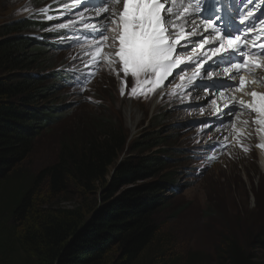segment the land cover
<instances>
[{
  "label": "trees",
  "instance_id": "obj_1",
  "mask_svg": "<svg viewBox=\"0 0 264 264\" xmlns=\"http://www.w3.org/2000/svg\"><path fill=\"white\" fill-rule=\"evenodd\" d=\"M44 20L0 26V264H164L168 250L150 248L179 191L168 135L133 138L122 121L99 118L83 134L67 130L53 162L29 166L65 123L55 96L74 81L53 59L62 32ZM251 241L258 253L229 237L216 264H264V230Z\"/></svg>",
  "mask_w": 264,
  "mask_h": 264
},
{
  "label": "rangeland",
  "instance_id": "obj_2",
  "mask_svg": "<svg viewBox=\"0 0 264 264\" xmlns=\"http://www.w3.org/2000/svg\"><path fill=\"white\" fill-rule=\"evenodd\" d=\"M30 1L0 0V26L34 15L44 18L45 13L51 12L55 16L45 17L43 23L48 25L49 31H57L64 24L78 22V16H81V29L86 38H82V42H70L60 56L56 54L53 59H57L58 69L70 72L89 65L98 66L97 79L87 85L86 90L66 84L56 93V103L68 109L61 119L65 126L51 130L49 134L52 136L44 138L45 141L36 147L28 159L32 171L55 160L67 130L83 134V131L90 130L92 120L122 121L133 138L146 131L160 132L171 139L181 178L179 191L166 214L162 215L160 232L150 249L168 250L164 264H216L219 250L225 249L229 237H234L243 247L248 243L249 250L258 253L253 241L249 243V240L264 230V167L259 159L261 152L254 148V141L249 143L251 160L239 164L232 158L234 143L227 132L235 133V137L242 140L248 133L241 132L237 121L239 111L243 113L242 108L229 114L216 112L211 95L223 92V89L219 90L223 84L211 80L216 77L213 73L224 74L225 71L207 69L205 77H200L196 70L198 61L192 58L193 45L178 46L176 53L185 62L156 85V91L152 85L142 84L133 95L135 79L130 75L125 77L118 62L110 63L105 58V55L111 56L116 61L112 54L118 48V43H114L113 36L108 33L107 23L82 7L80 12L69 9L70 18L61 19L58 10L73 0L57 3L54 0ZM258 2V7L262 5L264 11V0ZM102 34L109 39H100ZM68 42L66 38L61 43ZM98 45H107L102 48L103 56H99L101 49ZM81 75L84 76L83 72ZM85 85L83 82L82 86ZM128 100L141 111L135 125L125 113ZM161 102L167 107L160 108ZM214 117L221 121L217 123ZM246 129L249 135L254 133L253 128L247 126ZM63 205L72 207V203Z\"/></svg>",
  "mask_w": 264,
  "mask_h": 264
},
{
  "label": "snow or ice",
  "instance_id": "obj_3",
  "mask_svg": "<svg viewBox=\"0 0 264 264\" xmlns=\"http://www.w3.org/2000/svg\"><path fill=\"white\" fill-rule=\"evenodd\" d=\"M109 3L110 0H103L99 12H109V7L104 6ZM116 4H122V8L118 12L110 13V22L118 29L117 36L112 38L114 43H118L117 50L112 54L117 59L113 61L111 56L108 59L110 63L118 62L121 65L125 77L130 75L135 79L136 86L132 88V94L135 95L142 84L153 87L161 84L176 67L185 62L179 58L176 48L181 40L198 34L195 24L191 33L180 24L192 23L189 16L193 4L191 0H111L113 8ZM195 8L196 11L200 10L198 2ZM243 22L241 20V23ZM204 31L209 32V36H214L215 41H218L211 50L212 55H221L226 62H231V55L240 50L241 37H233L230 30L221 32L211 16L204 20ZM100 39L107 41L109 37L102 34ZM209 43L213 41L206 37L198 46L203 49ZM105 46L107 45H98L101 49L99 56H103L102 48ZM259 47L264 52V44H260ZM224 53L228 55L225 56ZM234 67L238 70L242 67H250V70L259 69L264 68V63L259 57L249 55L244 56L242 62L236 63ZM183 78L181 76V80ZM244 86L245 81L241 78L238 89H243ZM121 94H124L123 90ZM250 95L252 102L245 104L241 101L240 106L249 109L251 113H256L254 123L264 126V94L252 91Z\"/></svg>",
  "mask_w": 264,
  "mask_h": 264
},
{
  "label": "bare ground",
  "instance_id": "obj_4",
  "mask_svg": "<svg viewBox=\"0 0 264 264\" xmlns=\"http://www.w3.org/2000/svg\"><path fill=\"white\" fill-rule=\"evenodd\" d=\"M96 1L95 4V8L97 9V14L96 17L100 18L101 22H110V13L113 11L118 12L121 8H122V4H116L115 7L113 8L111 5V0L110 3L108 5H104L109 7V12L106 13H100L99 12V7L103 4V0H94ZM259 3V2H258ZM83 3H81L82 5ZM260 13V10L258 9V7L256 8V16ZM186 27H184L189 33H191L193 30L186 24ZM262 29H264V25H262ZM261 32V31H259ZM259 32L256 31V33L258 34ZM108 33L109 35L116 37L118 34V29H116V25L111 23L109 28H108ZM199 34V33H198ZM197 35L194 36H189L187 39H183L180 41L179 44H181V47H186L192 45L194 47L198 46L200 43L197 42ZM258 40V37H257ZM201 49V48H199ZM109 56L105 55V58L107 60ZM258 57V56H256ZM192 58L194 59V52L192 53ZM262 61V59H261ZM207 68H204L203 66H201L198 63V66L196 68L198 74L200 77H205L204 75V71ZM247 73L242 75V78L245 81V86L243 89H238L239 83L236 82L235 78L230 75L227 76L228 77H233V81L228 83V84H223V87H219V90L223 89V92L219 93L217 91V93L215 95H211V97L213 98V101L215 102V109L217 113H232L234 109L238 110V104L237 101H243L246 104H249L252 102V97L250 95V93L252 91H255L257 93H261L264 94V68H259L256 71H246ZM213 75L216 76V78L218 80H220L221 76L220 74H216L213 73ZM163 82V81H162ZM210 82V81H209ZM207 82V83H209ZM263 82V83H262ZM136 86L135 83L132 84V88ZM157 88L154 87V91H156ZM233 90V91H231ZM231 91V92H228ZM238 91H241L244 95H237ZM245 91H248L245 94ZM161 107L166 108L167 105L164 104V102L160 103ZM240 105V103H239ZM64 110V109H63ZM65 111V110H64ZM213 112V116H215L214 111ZM125 113L127 115L128 120H131L130 122H132L133 125L136 124L137 120L140 117V109L138 107H136L132 102L128 103V105L125 107ZM215 118V117H214ZM257 118V114L256 113H251L249 109H243V113L239 114V116L237 117V121L239 123V125L241 126V132L243 133H247L248 130L246 129V127L248 126L249 128H253L254 129V133H255V138L257 139V141L259 142L258 145H264V126L262 125H257L254 123V120ZM215 121L217 123H219L221 121V119L219 118H215ZM244 121H247V123H244ZM240 132V131H239ZM224 133L222 132L223 136ZM227 136H229V138L233 139L235 138L236 134L233 132H227ZM242 139L239 138L237 140V145L234 146V150H233V156L232 158L235 161H238L239 164H243L245 161H249L252 159L250 150L247 147L241 146L242 144ZM261 156H259L260 159V163L262 164V167H264V153L261 152Z\"/></svg>",
  "mask_w": 264,
  "mask_h": 264
},
{
  "label": "clouds",
  "instance_id": "obj_5",
  "mask_svg": "<svg viewBox=\"0 0 264 264\" xmlns=\"http://www.w3.org/2000/svg\"><path fill=\"white\" fill-rule=\"evenodd\" d=\"M56 131H54V133H55ZM52 135H50L49 137H51Z\"/></svg>",
  "mask_w": 264,
  "mask_h": 264
}]
</instances>
